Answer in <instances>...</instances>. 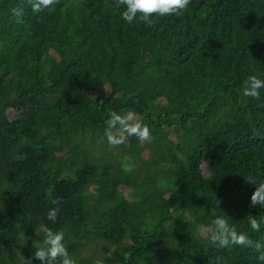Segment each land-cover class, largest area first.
<instances>
[{
    "label": "trees",
    "instance_id": "trees-1",
    "mask_svg": "<svg viewBox=\"0 0 264 264\" xmlns=\"http://www.w3.org/2000/svg\"><path fill=\"white\" fill-rule=\"evenodd\" d=\"M123 10L57 0L36 14L30 0H0V264H39L47 230L64 232L77 264H264L254 247L208 239L224 214L264 241L243 175L264 180V89L243 94L250 75L264 79V0H191L151 26ZM112 112L138 117L152 139L109 144ZM98 241L115 248L104 260L79 255Z\"/></svg>",
    "mask_w": 264,
    "mask_h": 264
},
{
    "label": "clouds",
    "instance_id": "clouds-1",
    "mask_svg": "<svg viewBox=\"0 0 264 264\" xmlns=\"http://www.w3.org/2000/svg\"><path fill=\"white\" fill-rule=\"evenodd\" d=\"M124 10L121 17L128 23L143 22L146 26H151L155 16H180L187 9L191 0H121ZM57 0H30V7L33 13L39 14L45 10L51 12L56 6ZM15 14L20 16L23 9H15ZM264 89V79L250 75L247 78L243 94L247 97L260 99L261 90ZM133 116L129 113L127 116L117 112L110 113L107 121L105 136L109 144L120 145L126 143L127 136H135L139 141H150L152 139L150 128L140 122H131ZM119 127V135L115 134L113 129ZM126 134V135H125ZM244 175L247 183L255 185L254 191L250 196V206L259 205L264 208V180L258 179L256 175ZM55 207L47 210V219L55 222L59 212V199L51 201ZM264 221H258L255 216L248 217L249 227L253 232L261 230V224ZM201 232H207L208 227L201 225ZM211 234L208 236L210 243L219 248H225L233 245L254 247L258 253V260L264 261V241L253 240L249 234L238 232L224 214H217L212 221ZM41 243L34 244L35 251L33 258L39 261V264H77V261L70 255L68 247L65 244V234L63 231L47 230L42 235ZM31 264V261L28 262Z\"/></svg>",
    "mask_w": 264,
    "mask_h": 264
},
{
    "label": "rangeland",
    "instance_id": "rangeland-1",
    "mask_svg": "<svg viewBox=\"0 0 264 264\" xmlns=\"http://www.w3.org/2000/svg\"><path fill=\"white\" fill-rule=\"evenodd\" d=\"M12 115V113H11ZM134 122H138V117H134L133 118ZM171 138L175 141H177V137L175 135H172ZM141 155L145 158V159H150V150L149 148L145 147L144 143H141ZM111 150V154L113 157H111L112 160L116 161V157L119 156L121 154V152L117 151L116 149H113L112 147H110ZM131 171L135 170V166H131L130 167ZM122 191H124L127 195H129L130 193V189L128 187H122L121 188ZM89 244L83 246L82 250L79 252V255L82 258L85 257H92V258H96L99 260H104L109 253H111L115 248L112 247V245H110L109 243H106L104 241H98V242H88ZM13 256H17V259L21 258V250L19 249H14L11 253ZM8 260L9 257L7 256ZM9 264H22V261L16 260V261H10Z\"/></svg>",
    "mask_w": 264,
    "mask_h": 264
}]
</instances>
